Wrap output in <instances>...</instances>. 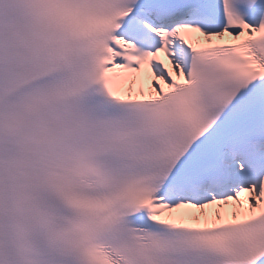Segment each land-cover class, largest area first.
<instances>
[{
    "label": "snow or ice",
    "instance_id": "snow-or-ice-1",
    "mask_svg": "<svg viewBox=\"0 0 264 264\" xmlns=\"http://www.w3.org/2000/svg\"><path fill=\"white\" fill-rule=\"evenodd\" d=\"M0 264H264V0H0Z\"/></svg>",
    "mask_w": 264,
    "mask_h": 264
}]
</instances>
